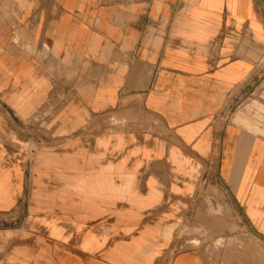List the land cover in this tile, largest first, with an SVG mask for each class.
<instances>
[{"label":"crops","instance_id":"obj_1","mask_svg":"<svg viewBox=\"0 0 264 264\" xmlns=\"http://www.w3.org/2000/svg\"><path fill=\"white\" fill-rule=\"evenodd\" d=\"M263 58L264 0H0V264H238L178 231L264 241Z\"/></svg>","mask_w":264,"mask_h":264},{"label":"rangeland","instance_id":"obj_2","mask_svg":"<svg viewBox=\"0 0 264 264\" xmlns=\"http://www.w3.org/2000/svg\"><path fill=\"white\" fill-rule=\"evenodd\" d=\"M238 93L236 103L232 106L228 103L224 113L231 114L235 109L244 107L248 115L254 112L255 116L258 115L260 120H264V58L258 64L256 72L242 85ZM205 202L212 213V220L217 221L220 215H224L223 210L214 209L208 198ZM247 235L244 228L241 229V226L235 224L231 227H224L212 223L209 228L184 223L178 231L179 249L202 251L205 246V253L211 259L218 260L220 256H223L224 261L235 260L238 264H264V241ZM192 238L194 242H191ZM2 239L0 233V242ZM197 239L199 241H196Z\"/></svg>","mask_w":264,"mask_h":264}]
</instances>
